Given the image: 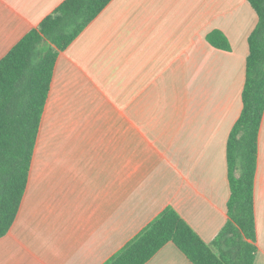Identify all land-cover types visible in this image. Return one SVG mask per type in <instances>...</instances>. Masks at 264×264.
<instances>
[{"label":"crops","instance_id":"obj_1","mask_svg":"<svg viewBox=\"0 0 264 264\" xmlns=\"http://www.w3.org/2000/svg\"><path fill=\"white\" fill-rule=\"evenodd\" d=\"M65 0H0V60ZM248 0H111L59 52L0 264H103L167 206L211 243L229 219ZM221 30L231 50L212 46ZM264 264V117L255 178ZM146 264H194L173 243Z\"/></svg>","mask_w":264,"mask_h":264},{"label":"trees","instance_id":"obj_2","mask_svg":"<svg viewBox=\"0 0 264 264\" xmlns=\"http://www.w3.org/2000/svg\"><path fill=\"white\" fill-rule=\"evenodd\" d=\"M111 0H65L0 60V237L12 227L26 192L56 61ZM258 23L248 38L242 112L227 144L229 219L207 243L171 206L103 264H146L173 242L194 264H254L255 178L264 117V0H248ZM208 42L231 50L218 29Z\"/></svg>","mask_w":264,"mask_h":264}]
</instances>
